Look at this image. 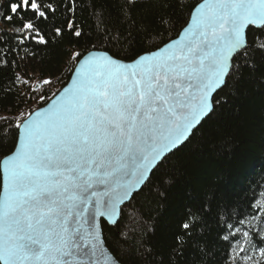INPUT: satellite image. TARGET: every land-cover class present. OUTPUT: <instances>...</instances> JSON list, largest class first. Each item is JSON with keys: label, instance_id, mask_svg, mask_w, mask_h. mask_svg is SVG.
Here are the masks:
<instances>
[{"label": "snow or ice", "instance_id": "1", "mask_svg": "<svg viewBox=\"0 0 264 264\" xmlns=\"http://www.w3.org/2000/svg\"><path fill=\"white\" fill-rule=\"evenodd\" d=\"M75 4L9 0L8 11H0V20L12 25L0 30V46L8 47L0 51V65L14 63L8 57L26 42L46 45L41 25L60 8L73 13ZM91 7L99 22L94 51L72 53L80 60L71 86L46 109L28 112L22 125L8 117L0 124V132L16 134L0 157V264H124L131 253L109 248L104 223H116L119 206L143 191L165 153L213 110L210 94L264 59V0H202L179 30L183 0H93ZM68 31L85 35L72 20ZM173 31L177 37L165 41ZM54 32L62 35L60 27ZM123 45H139L144 54L117 60L111 51ZM24 83L42 101L52 81L42 79L37 88ZM194 217L189 212L181 224L168 264L211 258L198 232L206 221ZM242 225L221 226L220 239L242 245L228 260L260 264L253 251L264 258V247L255 243L257 237L264 242V218L259 228ZM142 252L153 255L149 247Z\"/></svg>", "mask_w": 264, "mask_h": 264}, {"label": "trees", "instance_id": "2", "mask_svg": "<svg viewBox=\"0 0 264 264\" xmlns=\"http://www.w3.org/2000/svg\"><path fill=\"white\" fill-rule=\"evenodd\" d=\"M201 1L183 0V12L176 20L177 30ZM92 2L76 0L77 10L73 13L60 8L41 25L49 40L46 45L26 42V47H17L8 57L14 63L0 65V124L4 117L19 122L21 113L46 105L70 81L80 60L72 53L87 54L93 50L95 26L99 22L93 16ZM8 3L9 0L0 1V11L7 12ZM63 3L66 6L67 0ZM69 20L85 35L73 36L68 31ZM19 25L16 21V26ZM11 27L0 20V30ZM56 27L62 29V35L55 34ZM169 36L175 39L177 31L169 33L164 40ZM0 51L6 53L8 47L0 46ZM144 51L139 45H123L113 48L111 54L117 59L132 61ZM48 78L52 83L44 86L45 100L34 99L35 94L24 81L37 88L40 80ZM213 105L212 113L190 139L159 164L143 191L122 208L119 222L115 226L104 223L103 234L109 248L113 251L118 247L128 248L131 253L124 264H161V261L168 264L169 249L182 231L181 224L189 212L195 213L197 219L203 216L206 221L198 232L211 255L207 264H235V260H228L229 252L242 245L220 239L225 221L235 224L242 220L241 227L261 226L264 218V59L257 58L253 69L245 68L242 76L237 74L227 80V87L215 94ZM5 133H8L7 139L3 138ZM15 135L10 129L0 132V157L7 154ZM125 236L127 244L121 243ZM251 239V234L245 238L246 250ZM255 243L264 247L259 237ZM144 247L151 248L153 255L143 253ZM232 255L236 257L235 251ZM253 255L264 264V258L255 251ZM197 261L199 257L189 258V264Z\"/></svg>", "mask_w": 264, "mask_h": 264}, {"label": "water", "instance_id": "3", "mask_svg": "<svg viewBox=\"0 0 264 264\" xmlns=\"http://www.w3.org/2000/svg\"><path fill=\"white\" fill-rule=\"evenodd\" d=\"M202 2V1H201ZM200 2V3H201ZM199 3V4H200ZM94 50H92V51H90V52H93ZM90 52H88V53H90ZM87 53V54H88ZM87 54H85V55H87ZM143 55V54H142ZM117 59V58H116ZM117 60H120V59H117ZM121 61H123V60H121ZM128 62H130V61H128ZM79 70V63H77V65H76V67H75V69H74V72H73V74H72V76H71V79H70V81L46 104V105H44V106H42V107H40V108H38V109H36V110H34L33 111V113L34 112H37V111H40L41 109H46L53 101H55L56 99H57V97L59 96V94L61 93V91L65 88V87H70L71 86V82L75 79V76H74V73L76 72V71H78ZM220 89L218 88L216 91H214V92H212L211 94H210V100L213 102V98H214V96H215V94L219 91ZM214 108V105H213V103H212V109ZM213 111V110H212ZM212 111H210L209 113H208V115H206V116H204L201 120H200V122L197 124V125H195L192 129H191V131H190V133H189V135H188V138L186 139V140H184L183 141V143H181V144H179L176 148H173L170 152H167V153H165V158L167 157V156H169L171 153H173L174 151H176L177 149H179L180 147H182L189 139H190V137H191V135L193 134V132L202 124V122L206 119V118H208L209 117V115L212 113ZM28 118V117H27ZM26 118V119H27ZM22 124H23V122H22ZM21 124V125H22ZM165 158H163L162 159V161L165 159ZM162 161H160V162H158L157 163V166L156 167H154L152 170H151V172L149 173V177H151V175H152V173L154 172V170L159 166V164L162 162ZM148 181H146V183H147ZM146 185V184H145ZM144 187V186H143ZM140 192V191H139ZM138 192V193H139ZM137 194V193H136ZM134 197V196H133ZM133 197H130L128 200H126L123 204H121L120 206H119V209H120V211H119V214H118V216L117 217H115L114 218V220L116 221V223H114V224H109V225H111V226H115L118 222H119V220H120V218H121V211H122V208L125 206V205H127L128 203H130L131 202V200H132V198ZM100 220H101V222H103L104 221V218H100Z\"/></svg>", "mask_w": 264, "mask_h": 264}, {"label": "built area", "instance_id": "4", "mask_svg": "<svg viewBox=\"0 0 264 264\" xmlns=\"http://www.w3.org/2000/svg\"><path fill=\"white\" fill-rule=\"evenodd\" d=\"M28 112H31V111H30V110H27V111L25 112V115L21 117L19 123H22V122L27 118V115H26V114H27Z\"/></svg>", "mask_w": 264, "mask_h": 264}, {"label": "rangeland", "instance_id": "5", "mask_svg": "<svg viewBox=\"0 0 264 264\" xmlns=\"http://www.w3.org/2000/svg\"><path fill=\"white\" fill-rule=\"evenodd\" d=\"M0 1H2V0H0Z\"/></svg>", "mask_w": 264, "mask_h": 264}]
</instances>
